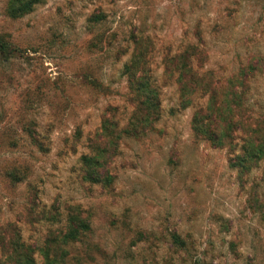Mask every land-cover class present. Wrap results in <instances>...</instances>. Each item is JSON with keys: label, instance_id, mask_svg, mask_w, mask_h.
<instances>
[{"label": "rangeland", "instance_id": "1", "mask_svg": "<svg viewBox=\"0 0 264 264\" xmlns=\"http://www.w3.org/2000/svg\"><path fill=\"white\" fill-rule=\"evenodd\" d=\"M11 1L0 0V227L37 248L70 215L88 221L64 264H264V162L239 174L232 151L190 124L230 86L238 116L264 120V0H33L21 15ZM188 46L199 82L180 79ZM143 86L155 108L139 105ZM96 150L100 183L81 161Z\"/></svg>", "mask_w": 264, "mask_h": 264}, {"label": "trees", "instance_id": "2", "mask_svg": "<svg viewBox=\"0 0 264 264\" xmlns=\"http://www.w3.org/2000/svg\"><path fill=\"white\" fill-rule=\"evenodd\" d=\"M31 3H33V0H12L7 11L11 15H21L30 9ZM188 48L187 51H183V53L185 52L184 57H182L183 53L177 57L183 59L180 79L185 80L186 83L187 78L192 83L193 80H198V78L197 73L190 67L188 61L193 56L196 47L188 46ZM140 58V54L139 56L132 54L129 66L125 65L124 70L127 71L130 67V70L127 71L130 74ZM184 60L187 62L184 63ZM246 71L247 76L253 75L254 67L248 66ZM130 75L132 76V74ZM242 75L245 76V73ZM242 75L240 74V79ZM237 79L233 80L237 81ZM229 83L231 84L232 80ZM136 85V89L141 90V86ZM143 87L145 88V86ZM142 92H145V94H143L142 102L139 105L148 104L155 108V96L152 91H147V88H145ZM188 99L187 97L185 101ZM240 107L241 93L231 88V86L228 91L226 89V93L221 94L220 99L212 91L207 99L206 106L197 109L193 113L190 124L191 131L195 136L207 141L215 148L226 147L229 151H232V156L228 162L229 167L237 170L239 174H244L258 167L260 162H264V120L260 118L254 120L241 119L238 116ZM236 139L238 141L234 142ZM236 148L237 153H234L233 151ZM81 161L84 165L85 178L91 182L100 183V174L97 169L101 166V151L96 150L92 156L84 155L81 157ZM7 176L10 178L13 174L8 173ZM261 177L264 180V168L261 171ZM254 207L258 208L256 204H254ZM259 208L264 213V198ZM88 224V221L79 216L70 215L66 220L63 232L47 237L43 245L37 248L30 247L20 241V232L14 224H4L0 227V235L5 237L0 243L4 258V260H0V264H35V259L33 258L35 251L41 258L39 264H64L63 259L67 254L66 247L80 240L85 235L84 232ZM172 239L175 242L179 241V238L175 235L172 236Z\"/></svg>", "mask_w": 264, "mask_h": 264}]
</instances>
